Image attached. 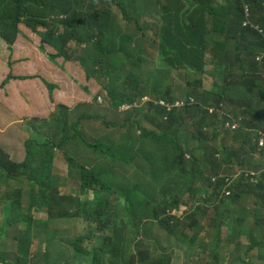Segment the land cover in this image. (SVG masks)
<instances>
[{
	"label": "clouds",
	"instance_id": "9594fccd",
	"mask_svg": "<svg viewBox=\"0 0 264 264\" xmlns=\"http://www.w3.org/2000/svg\"><path fill=\"white\" fill-rule=\"evenodd\" d=\"M79 1L82 8L72 6V10L88 13L89 6L84 0ZM94 1L100 6H112L113 40L116 41L117 36L126 37L131 43L134 62L142 58L151 70L169 72L174 78L170 85L178 98L166 100L161 88L145 71L116 70L99 82L87 79L76 55H72V52L85 50L86 46L79 44L81 31L67 23V8L49 0H23L13 18L0 21V66L3 71L6 63L13 67L0 79V84L9 81L0 88L5 96L0 109L3 112L0 115V197L8 199L17 193L22 194L26 202L28 190L32 197L39 194L36 179L48 167L39 155V147L49 145L52 148L50 179L56 195H73L78 203L94 198L93 191L81 188V167L84 166L96 177L108 180L112 187L109 205L123 209L126 220L134 227L135 214L142 215L145 209L149 215L153 207L164 201L166 187L162 181L177 180L165 153L164 133L149 123L155 108H164V120L168 121L177 110L197 105L192 97H184L179 90L186 85L187 73L193 72L177 64V48L185 62L191 65L197 57L204 65L207 92L214 88L221 90L232 77L249 75L247 69L264 62V7H253L248 0H239L242 27L253 32L240 38L229 36L226 24L219 19V12L228 0H177L180 19L173 11L157 10L164 0H138L137 6L133 0L128 1L132 6L111 5L110 0ZM260 4L264 5V0H260ZM114 13L120 14L125 22L134 23L138 36L130 38L123 33L114 23ZM165 20L177 21V32H180L177 44L170 42L162 29ZM182 37H186L188 48L182 45ZM217 45H222L221 51L214 49ZM42 47L51 54L66 47L71 59L59 57L52 62ZM44 60L56 66L44 64ZM21 63H28L25 73L15 69ZM258 75L264 79L263 66H259ZM22 77L27 79L20 80ZM41 78L58 86L53 92L54 102ZM254 102L257 118L252 122L250 133L254 152L239 156L235 164L219 150L211 163L202 167V172L220 189L216 193L212 190L198 192L202 186L195 182L192 196H186L176 210H167L162 218L171 216L183 225L177 237L171 236L158 222L144 227L137 240L150 245L151 257L141 264H174L176 254L177 264H264V118L261 102L257 98ZM243 104L225 99L208 109L209 116L222 120L218 127L219 141L226 147L232 145V137L244 124L245 119L238 115ZM57 105L69 108L68 120L75 126L68 129L64 138L61 131L56 132ZM11 117L28 124L33 133L10 121ZM42 120H46L43 132H38L35 128ZM122 125L131 127L128 136L119 130ZM51 133L54 140L48 138ZM34 134L45 141L41 142ZM101 144L110 145L117 152L113 159L96 148ZM197 149L191 142L190 150ZM176 155L177 151L173 153ZM185 158L190 160L191 155L186 154ZM165 169L169 173L164 174ZM71 180L77 181L78 187L67 193L65 190ZM6 191H9L7 195ZM197 211L200 212L195 216ZM42 213L46 214L45 219L40 218ZM5 215L7 222L2 220ZM32 215L36 225L10 227V213L0 204V264H92L94 251L103 248L97 222L87 221L76 226L67 217L51 219L47 210L41 208ZM155 228L176 244L173 253L159 252L146 239ZM113 229L112 225L107 227L105 235L112 236ZM122 229L124 238L129 241L132 237L126 232L127 223ZM21 230L23 240L31 242V253L9 260L16 251L14 238ZM188 232H197L200 240L193 239ZM192 247L194 252L188 253ZM76 255L78 261L74 260ZM163 256H168L170 262Z\"/></svg>",
	"mask_w": 264,
	"mask_h": 264
},
{
	"label": "trees",
	"instance_id": "16d2710c",
	"mask_svg": "<svg viewBox=\"0 0 264 264\" xmlns=\"http://www.w3.org/2000/svg\"><path fill=\"white\" fill-rule=\"evenodd\" d=\"M49 1L57 6L66 7L67 23L74 29L81 31L78 41L80 45H85L86 48L81 52H72V55H76V60L83 67L87 79H95L99 82L116 70L138 73L145 71L153 77L154 83L161 88L166 100L172 101L178 98L172 85H170L174 78L169 72L157 69L151 70L149 64L142 58H138L134 62L131 54V43L126 37L117 36L116 41L113 40L112 6L104 4L100 6L94 0H84L85 5L89 6V12L86 13L83 10L80 12L72 10V6L82 8L79 0ZM128 1L110 0L109 3L116 6H132ZM248 1L253 7H264L263 4H260V0ZM22 3L23 0H0V21L4 22L7 17L13 18L14 13ZM133 3L134 6H137L139 1L133 0ZM160 4L161 6H176L168 0H164ZM180 18L182 16L179 13L177 19ZM219 19L226 24L231 37L239 36L243 38L253 33L242 27L243 12L239 0H228L219 12ZM182 41L184 42L182 45L186 44V48H188L186 37H182ZM164 46L171 48L168 44H164ZM214 49L221 51L222 45H217ZM42 50L52 62H55L59 57L65 60L71 59L69 50L66 47L57 49L56 54L48 53L44 47H42ZM177 56V64H183L188 72H193L192 74L187 73L186 85L179 90L184 94V97H192L197 105L177 110V112L170 115L168 121L164 120L165 109L158 107L155 108L153 117L149 121L152 127L164 133L165 153L170 158V165L177 177V180L162 181L166 187L164 201L153 207L149 215H146L145 209L142 210V215L135 214L133 219L136 220V225L131 227L128 220H126V212L119 206L112 208L109 205L108 196L111 195L112 187L108 180L96 177L84 166L81 167V188L82 191H93L94 198L78 203L73 195H62L61 193L56 195L50 179L52 148L45 145L39 147V155L43 163L48 165L38 174L36 179L39 194L32 197L30 190H28L26 202L23 201L22 194L17 195V193L8 199L0 197V204L3 206L4 211L10 213V227H16L19 224L36 225L32 212L38 211L40 208L47 210L51 219L67 217L76 226L83 225L87 221L97 222L103 248H97L94 251L92 264L147 263L151 257L150 245L147 242L137 240V238L143 234L144 227L153 225L155 222H158L171 236H178V231L183 225L171 216L162 218L167 215V210H176L186 196H192L195 182L200 183L202 186L198 192L206 193L212 190L216 193L220 189V186L211 184L209 177L203 174L202 167L209 165L219 150L223 155L232 158L235 164H238L237 159L239 156L246 157L255 150L250 133L253 130L252 122L257 118V106L254 102L256 98L262 104L264 118V79L258 75L259 66L264 67V62L261 65L247 69L249 75L232 77L230 83L221 90L214 88L213 91L207 92L204 89V65L200 63L197 57L194 58L191 65L185 62L180 58L178 48ZM143 64L144 67H142ZM49 65L56 66L54 64ZM19 79L25 80L27 78L22 77ZM41 79L49 91L51 102H54L53 92L58 86L44 78ZM8 83V80L2 82L0 88L5 87ZM225 99H229L231 102H244L243 106L239 108L238 115L242 116L245 121L241 130L232 137L230 147H226L224 142L219 141L221 134L218 127L221 125L222 120L218 116H209L208 113L209 108L218 106ZM56 111H58V115L54 118L57 125L56 132L61 131L64 138L68 129L70 127L75 128V126L68 120L69 108L64 105H57ZM45 122L46 120H42L40 126L35 129L38 132H43ZM119 130L128 136L131 127L122 125ZM48 138L54 140V133L48 134ZM191 142L198 146L197 150H190ZM217 142H219V145H213ZM100 147H105L101 152L110 155L112 159L113 155L117 154L110 145L104 146L101 144ZM176 151L177 155L173 156ZM186 154L191 155L190 160H186ZM163 164L165 165L167 162ZM163 173H169V170L165 169ZM155 180L159 179L156 178ZM35 187H33V192ZM167 196L168 199H166ZM191 200H193L192 197ZM199 212L197 211L194 215L196 216ZM124 223H127L128 226L126 232L132 237L129 241L123 236L125 230L122 229V225ZM110 225L114 227L112 236L105 235L106 228ZM23 235L24 232L21 230L19 235L14 238L16 251L9 260L13 256L21 257L31 253V242H25ZM163 258L170 262L168 256H163ZM74 260L78 261L79 256L76 255Z\"/></svg>",
	"mask_w": 264,
	"mask_h": 264
},
{
	"label": "rangeland",
	"instance_id": "374dc122",
	"mask_svg": "<svg viewBox=\"0 0 264 264\" xmlns=\"http://www.w3.org/2000/svg\"><path fill=\"white\" fill-rule=\"evenodd\" d=\"M169 2L175 4L177 6V0H168ZM132 14V13H130ZM114 19V23L116 26H120L123 33L127 34L130 38H135L138 36V32L136 30V27L134 25V23H130V22H125L123 20V17L118 14V13H114L113 16ZM162 29L167 32L168 34V38L170 40V42H175L177 44V34L180 32H177V21H169V20H165L163 25H162ZM25 64L28 63H21L19 65L16 66V71H19L20 73H25L27 71V68L25 67ZM13 67H9L8 63H6L5 65V71H3L2 66H0V79L2 78L3 75H6L8 73V71L12 70ZM63 86L64 83H63ZM3 108L0 105V109ZM3 112H0V115H2ZM10 121H13L15 123H17L18 125H20L26 132L32 134V130L30 128V126L24 123L19 122L18 120H16L15 118H9ZM35 138H38L41 140V142H44L45 140L42 137H38L34 134ZM81 139L84 140L85 142H87L85 140V138L83 136H81ZM89 144H92L91 142H87ZM97 145V144H94ZM99 150H102L103 148H101L100 146L96 147ZM78 187V182L75 180H71L69 182V186L67 188V190H65V192H69L71 189L77 188ZM9 193V191H6L5 194L7 195ZM40 218L45 219L46 218V214L42 213L40 215ZM3 222H7V216H3L2 217ZM188 235H190L191 237H193V239L196 240H200V235L196 232V233H190L188 232ZM146 239H148L150 241V243L152 244L153 248L158 250L159 252H162L163 250L165 251H170L171 253H173V251L175 250V246L176 244L170 239V237H168L167 234L163 233L160 229L155 228L153 231L149 232L146 235ZM54 248L56 249V247L54 246ZM195 250L194 247L189 248L188 249V253H193ZM53 258V255H52ZM67 262V261H66ZM177 264V254H176V260L175 263Z\"/></svg>",
	"mask_w": 264,
	"mask_h": 264
},
{
	"label": "crops",
	"instance_id": "0c3cea01",
	"mask_svg": "<svg viewBox=\"0 0 264 264\" xmlns=\"http://www.w3.org/2000/svg\"><path fill=\"white\" fill-rule=\"evenodd\" d=\"M156 8H157V10H159V11H163V12H168L169 9H170V11H173V12H174V15H175L176 18H177V15H179V12H180V9L177 8V6H157ZM167 9H168V10H167ZM177 9H178V13H177ZM44 64L49 65V64H51V63H50L49 61H47V60H44ZM0 91H1V90H0ZM4 99H5L4 94H2V93L0 92V105H1V106L4 104Z\"/></svg>",
	"mask_w": 264,
	"mask_h": 264
}]
</instances>
